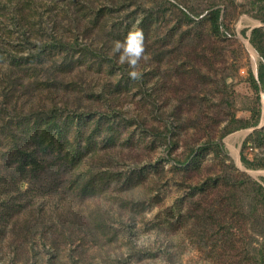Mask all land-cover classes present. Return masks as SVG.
Returning a JSON list of instances; mask_svg holds the SVG:
<instances>
[{
  "label": "rangeland",
  "instance_id": "rangeland-1",
  "mask_svg": "<svg viewBox=\"0 0 264 264\" xmlns=\"http://www.w3.org/2000/svg\"><path fill=\"white\" fill-rule=\"evenodd\" d=\"M262 16L264 0H0V264H264L247 183L264 167L241 160L264 163ZM45 114L61 139L44 157L80 150L35 177L14 141Z\"/></svg>",
  "mask_w": 264,
  "mask_h": 264
},
{
  "label": "trees",
  "instance_id": "trees-1",
  "mask_svg": "<svg viewBox=\"0 0 264 264\" xmlns=\"http://www.w3.org/2000/svg\"><path fill=\"white\" fill-rule=\"evenodd\" d=\"M208 17L210 21V28L214 33H218L220 29V10L219 8H212L208 12ZM184 16L187 19H190L188 14L184 13ZM260 21L264 23V16L259 17ZM61 41L58 39L57 43ZM249 42L259 53L261 60L258 62L257 69V79L254 77L252 73H250L249 79L252 87L256 90L258 87V82L260 85H264V27L258 26L254 27L250 31ZM61 120H57L55 115L49 116V114H45L38 117L32 124V131L27 132L26 137L21 138L18 137L15 139V157L18 159L22 171H34L35 177H40V174L43 172L46 174L57 173L59 167L63 163V159H67L68 155L69 160L73 162L80 150V147H72L71 151L65 153L64 155H57L55 159L52 161L49 158H45L43 154H46L50 147H53L54 144L61 139ZM257 123V120L254 122V125ZM256 133H261L257 131ZM59 135V136H58ZM27 142V146L22 148V143ZM67 141V140H66ZM65 141V142H66ZM62 145V143L60 144ZM243 163L248 167H264V163L262 165H257L253 161H249L245 157H241ZM33 166L30 167V165ZM54 171V172H53ZM36 172V173H35ZM42 172V173H41ZM33 173V172H32ZM264 180V177H261ZM56 179H54L55 181ZM247 183L251 184L253 190L255 192V196L261 197V200H264V187L261 183L251 180L247 177ZM206 184V183H205ZM208 184V183H207ZM206 184V185H207ZM208 186V185H207ZM87 187H80L79 193L85 195ZM248 188V186H247ZM250 209H247V212ZM251 212V211H250ZM264 237V236H263Z\"/></svg>",
  "mask_w": 264,
  "mask_h": 264
},
{
  "label": "clouds",
  "instance_id": "clouds-1",
  "mask_svg": "<svg viewBox=\"0 0 264 264\" xmlns=\"http://www.w3.org/2000/svg\"><path fill=\"white\" fill-rule=\"evenodd\" d=\"M136 43L129 45L128 38L124 41H116L113 46V52L119 54V60L121 63L127 62L129 65L134 66L140 59L143 52V37L139 32L133 33ZM132 76H136L135 72L131 73Z\"/></svg>",
  "mask_w": 264,
  "mask_h": 264
},
{
  "label": "bare ground",
  "instance_id": "bare-ground-1",
  "mask_svg": "<svg viewBox=\"0 0 264 264\" xmlns=\"http://www.w3.org/2000/svg\"><path fill=\"white\" fill-rule=\"evenodd\" d=\"M233 150V149H232Z\"/></svg>",
  "mask_w": 264,
  "mask_h": 264
}]
</instances>
